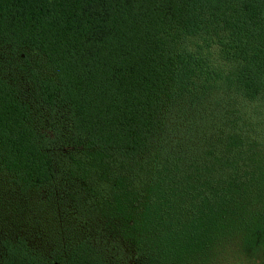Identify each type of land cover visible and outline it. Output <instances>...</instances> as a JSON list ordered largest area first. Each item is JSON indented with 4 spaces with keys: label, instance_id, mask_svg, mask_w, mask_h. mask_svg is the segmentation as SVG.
Here are the masks:
<instances>
[{
    "label": "trees",
    "instance_id": "obj_1",
    "mask_svg": "<svg viewBox=\"0 0 264 264\" xmlns=\"http://www.w3.org/2000/svg\"><path fill=\"white\" fill-rule=\"evenodd\" d=\"M0 264H264V0H0Z\"/></svg>",
    "mask_w": 264,
    "mask_h": 264
}]
</instances>
